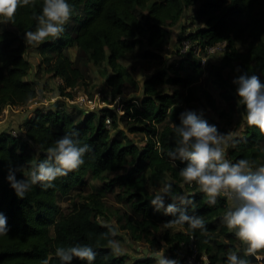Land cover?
Masks as SVG:
<instances>
[{"label":"trees","instance_id":"obj_1","mask_svg":"<svg viewBox=\"0 0 264 264\" xmlns=\"http://www.w3.org/2000/svg\"><path fill=\"white\" fill-rule=\"evenodd\" d=\"M74 11L59 39L49 37L42 42L39 54L40 67L63 84V96L74 98L76 89L86 92L87 66H104L101 76L106 78L109 103L117 98L123 104V114L111 108L85 112L77 108L68 111L61 101L53 108H36L20 129L0 134V212L8 218L9 231L0 234V264H60L55 256L57 247L87 244L96 252L93 264H155L149 256L129 263L125 256L113 253L108 240L109 226L98 218L106 217L108 206L104 201L107 192L116 193L120 200L131 205L134 218L120 215L122 230L131 234L136 243L160 251L165 246L170 258L178 259L182 250L196 247L200 255L208 256L210 264H227L229 251H237L242 258L243 245L222 222L228 208L227 198H217L215 206L206 203V196L198 185L183 181L179 172L185 166L172 160L168 152L176 146L173 125L180 123V114L189 110L196 101L197 87L193 81L182 79L177 70H161L147 78L142 85V96L124 100L130 84L137 85L131 72L122 64L139 44L145 55L163 60L161 54L169 45L172 29L182 20L185 12L199 2L198 20L204 25L186 38L200 45H214L227 41V49L219 65L211 66L221 97L237 115L244 118V108L237 105L234 78L241 72L258 75L264 82V0H68ZM35 7L20 6L14 23H0V115L8 106L27 107L36 100L39 90L27 77L32 63L27 58L31 46L24 42V33L34 31L37 21L33 13L42 12L44 0H34ZM0 17V21H3ZM239 44H245L244 47ZM77 50L74 59L69 50ZM188 56H193L192 54ZM189 59V58H188ZM195 72L201 73L200 62H193ZM174 70V74H173ZM229 71L230 77L225 74ZM167 83L185 84L186 94L175 89L163 91ZM71 90V92H67ZM88 93V92H87ZM91 97L92 94L88 93ZM209 106L217 109L215 98L204 92ZM125 122L132 133L144 135L142 147L126 139L119 129ZM64 135H73L81 146L88 145L84 164L66 177L57 178L54 187L47 190L33 186L23 199L17 197L6 177L9 167L37 164L47 159L46 149ZM160 148L157 150L156 141ZM264 135L247 125L244 136L234 139L226 151L225 159L235 163L240 159L249 162L255 171L264 164ZM152 172L164 182L168 176L172 193L185 196L190 203L189 215L203 219L206 230H191L187 224L173 225L181 230L174 232L166 227L163 209L156 212L151 205L155 197L148 188L147 173ZM123 172L114 179L109 173ZM17 179H23L20 172ZM88 179L101 181L104 187L84 196L63 214L60 203L74 192L83 190ZM165 205L171 203L165 197ZM159 213L161 214L159 216ZM165 226V227H164ZM225 238L218 243L216 237ZM264 264V250L256 253ZM72 264H87L74 259ZM250 264V262H249Z\"/></svg>","mask_w":264,"mask_h":264},{"label":"clouds","instance_id":"obj_2","mask_svg":"<svg viewBox=\"0 0 264 264\" xmlns=\"http://www.w3.org/2000/svg\"><path fill=\"white\" fill-rule=\"evenodd\" d=\"M35 7L34 0H0V23H14V16L18 7ZM73 7L68 0H44L42 12L33 18L38 22L34 31L24 33V42L27 46L38 47L49 37L59 39L70 21ZM233 80L236 85L237 105L244 108V119L249 127H255L264 135V82L258 75H249L241 72ZM179 125L174 124L176 146L168 152L172 160H180L185 166L180 169L179 175L183 181L191 185L195 182L199 190L205 194L209 206L217 204V198H227L228 208L222 222L229 230H235V237L243 243V254L252 257L264 250V166L255 171L249 170V162L240 159L232 163L225 159L227 138L231 133L222 134L217 126L209 124L193 110H186L180 114ZM222 141L224 147H221ZM157 150L160 148L159 139L156 141ZM89 151L88 145L81 146L80 140L73 135H64L57 139L53 146L46 149L47 159L37 164L21 165L17 168L9 167L6 177L10 187L18 198L23 199L25 194L35 185L42 189L54 187V181L66 177L84 164V155ZM20 172L23 179H17ZM170 197L171 203L165 205V197ZM190 201L185 196L172 193V185L166 183L161 192L151 200L156 212L163 209L165 216L174 219L166 221V227L187 224L191 230L205 231L203 219L196 215H189L186 205ZM8 218L0 212V234L9 231ZM115 237L116 230L109 227L108 233ZM113 253H119L118 242L108 240ZM155 264H179L177 259L169 258L163 250L148 254ZM55 256L60 264H72L74 259L93 264L96 252L87 244H77L69 247H57ZM258 258V257H257ZM43 264H48L47 260ZM227 264H249V260L238 255L237 251H229Z\"/></svg>","mask_w":264,"mask_h":264},{"label":"rangeland","instance_id":"obj_3","mask_svg":"<svg viewBox=\"0 0 264 264\" xmlns=\"http://www.w3.org/2000/svg\"><path fill=\"white\" fill-rule=\"evenodd\" d=\"M199 2L195 3L194 6L189 8L182 20L172 29V38L169 45L165 48L161 56L163 60H158L154 58H150L145 55V47L142 44H139L138 47L132 52L128 57L124 58L121 62L123 66L131 72L134 79L137 82V85L130 84L128 87L129 93L123 97L124 100H128L130 98H139L142 96V85L143 82L151 77L152 75L158 73L161 70H170V68L174 67V70H177L179 76L182 79H187L193 81L197 87L196 92V101L189 106V110L196 111L198 114L203 115V118L208 121L209 124H213L217 126L218 130L222 134L231 133L230 138H227V148L230 143L236 138H242L245 133V129L247 124L245 119L236 112H231L229 104L223 100L221 97V89L217 85L215 78L212 73L211 66L219 65L222 59L221 54H215L213 56H209L205 64H201L200 59L195 56H185L181 54L179 51V43L180 40L190 35L192 32H196L198 29L203 27V23L198 20V10H199ZM239 46L244 47L245 44H239ZM39 47V46H38ZM38 47H31L27 54L28 60L32 63V78L37 79V88L39 90V95L37 100L31 102L27 108L19 106H10L11 108H6V110L0 115V124L5 127L4 131H10L8 125L10 126L11 118L16 116L17 114L24 112L25 115L33 114L35 108L37 107H47L54 108L57 102L61 101V105L64 104L65 108L68 111L77 110L76 105H72V103H68V101H64L63 98V90L60 87V80H56L51 75L46 73V70L41 68L42 64V56L39 54ZM71 58L74 59L77 53L75 48H71L69 50ZM217 57V58H214ZM189 58V59H188ZM200 62L202 67L201 73L195 72V66L193 62ZM40 62V64H39ZM104 66H95L94 64H89L86 68L87 70V85L88 90L86 92L92 94L94 97L97 93H101L103 98H108V94L106 91L105 80L106 78L101 76V72L103 71ZM173 70V74H174ZM171 71V70H170ZM225 74L230 77L229 71H225ZM82 90H85L83 86H81ZM163 91L167 93H173L175 89H178L184 94H186V86L185 84L175 85L171 83H167L163 86ZM81 89L79 91H82ZM204 92H209L213 98H215L217 103V109H212L206 97L204 96ZM78 94V91L75 95ZM100 100V99H99ZM102 100V99H101ZM68 105V106H67ZM99 107V106H97ZM96 107V108H97ZM100 108H97L94 111H99ZM3 121V122H2ZM122 131L123 136L126 139L133 141L138 146L142 147L146 143V138L141 133H132L129 130V127H126L125 122L122 123L119 129H112V135H115L119 131ZM221 147H224V142L222 141ZM264 150V145L262 146ZM264 166L263 163L259 164L258 167ZM123 172L118 173H109L110 179L116 178ZM147 178L149 180L148 188L150 193L155 197L157 194L161 192V189L164 187L167 181H170L168 176H164V182L160 179L159 176L154 175L152 172L147 173ZM104 187V184L101 181H95L88 179L86 182V186L83 190L74 192L71 196L65 198L61 203V208L63 214H68L73 209L74 204L79 203L82 198L89 193L97 190H101ZM119 192L117 189L116 192H107L104 194V201L108 206V211L106 217H99L98 220L104 224L112 227L116 230L115 241L118 242L120 252L117 253L119 256H125L129 263H134L136 260L140 258H144L149 256L148 254L152 252H156V249H151L148 245L143 243H136L131 239V234L127 231L122 230L121 225L118 223V218L120 215L127 213L134 218L133 211L131 205L126 201L120 200L116 193ZM161 214L159 213V216ZM165 225V224H164ZM165 227V226H164ZM174 232L181 230L180 227L174 226L172 227ZM216 241L218 243L225 242V238L216 237ZM163 252L167 257L168 251L167 248L163 247ZM161 251V250H160ZM150 257V256H149ZM170 258V257H169ZM179 264H185L183 260H179Z\"/></svg>","mask_w":264,"mask_h":264},{"label":"built area","instance_id":"obj_4","mask_svg":"<svg viewBox=\"0 0 264 264\" xmlns=\"http://www.w3.org/2000/svg\"><path fill=\"white\" fill-rule=\"evenodd\" d=\"M227 45V41H223L214 45L202 46L199 44V42L192 41L184 37L180 40L179 51L185 56L192 54L193 56L200 59V62L203 65L209 56H213L215 54H221V56H223L226 52ZM60 83L63 84V81L60 80ZM67 92H71V90H67ZM76 92L77 90L75 89L74 93ZM63 100L65 102L68 101V103H72V105H76L79 109L84 110L85 112L94 111L97 108H100L99 110L111 108L117 111L119 114H123V104L121 103L120 98H117L113 103H109L105 98L102 97L101 93H97L94 97H91L87 92L78 91V94L75 95L74 98L64 96ZM8 107L12 109V107ZM13 133L17 135L16 130H13ZM183 252L185 253H183L180 258L185 264H210L208 256L205 254L200 255L198 249L194 246L191 247L189 251L184 250Z\"/></svg>","mask_w":264,"mask_h":264},{"label":"crops","instance_id":"obj_5","mask_svg":"<svg viewBox=\"0 0 264 264\" xmlns=\"http://www.w3.org/2000/svg\"><path fill=\"white\" fill-rule=\"evenodd\" d=\"M70 55H72V54H70ZM214 58H217V57H214ZM39 64H40V62H39ZM31 74L32 73H30L29 75H28V77H27V80L28 81H34L35 83H37L38 81H37V79L36 78H32L31 77ZM56 80H58V79H56ZM29 106V105H28ZM27 106V107H28ZM27 107H25V108H27ZM37 108H44V107H42V106H40V107H37ZM28 109V108H27ZM36 109V108H35ZM32 116V113H30L29 115H25L24 114V112H21V113H19V114H17L16 116H13L12 118H11V122H10V126L8 125V127H9V129L10 130H13V129H20L21 128V126H22V124H24V122L28 119V118H30ZM3 122V121H2ZM1 125H4V124H0V134L1 133H3V132H8V131H4V130H2V129H4L5 127H3V126H1ZM184 250H182V252H181V255L183 254V253H185V252H183ZM180 255V256H181ZM259 257V256H258ZM259 258H261V257H259ZM179 260H181V258L179 257L178 258Z\"/></svg>","mask_w":264,"mask_h":264},{"label":"water","instance_id":"obj_6","mask_svg":"<svg viewBox=\"0 0 264 264\" xmlns=\"http://www.w3.org/2000/svg\"><path fill=\"white\" fill-rule=\"evenodd\" d=\"M226 198V197H225ZM242 245H243V243H242ZM245 246L243 245V248H244ZM258 256L255 254L254 256H252V257H248V260H249V262H250V264H260V260H261V258H257Z\"/></svg>","mask_w":264,"mask_h":264}]
</instances>
